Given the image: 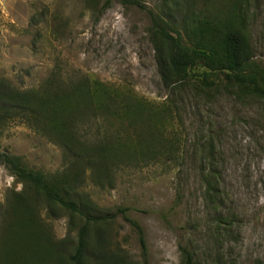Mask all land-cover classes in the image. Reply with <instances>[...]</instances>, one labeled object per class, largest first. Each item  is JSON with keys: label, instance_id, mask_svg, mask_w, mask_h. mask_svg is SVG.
Here are the masks:
<instances>
[{"label": "rangeland", "instance_id": "obj_1", "mask_svg": "<svg viewBox=\"0 0 264 264\" xmlns=\"http://www.w3.org/2000/svg\"><path fill=\"white\" fill-rule=\"evenodd\" d=\"M108 1L0 0V81L29 91L52 81L88 80L156 107L172 102L165 132L179 139L178 161L87 173L81 192L92 213L129 209V219L143 229L148 264H184L182 247L201 264L219 255L227 264H264V100L224 90L214 76L208 80L213 87L205 89L197 80L202 69L175 93L172 78L161 77L150 13L170 17L186 0H140L144 8ZM247 14L251 62L264 70V0H252ZM104 131L119 132L124 144L136 146L127 119L99 117L81 132L95 140ZM207 144L215 146L220 173L218 213L234 221L233 236L224 240L217 238L219 214L206 201L201 176L200 150ZM0 149L44 174L69 164L58 145L20 121L0 129ZM22 220L28 237L14 233ZM84 225L83 217L19 183L0 162V264H72ZM87 232L86 264H144L138 234L123 216L90 224Z\"/></svg>", "mask_w": 264, "mask_h": 264}, {"label": "trees", "instance_id": "obj_2", "mask_svg": "<svg viewBox=\"0 0 264 264\" xmlns=\"http://www.w3.org/2000/svg\"><path fill=\"white\" fill-rule=\"evenodd\" d=\"M119 1L124 5L144 8L140 0ZM202 2L200 6L199 0H186L179 5L176 14L167 18L150 13V33L161 77L172 78L170 87L175 93L185 87L186 81L189 82L190 73L202 69L197 80L203 88L213 87L208 80L214 76L217 86L224 90L264 100V70L256 68L251 62L253 51L247 13L252 0ZM181 30L187 31L183 34ZM172 108V102L166 103L163 108L156 107L127 90L88 80L69 85L52 81L40 89L29 91H19L7 81H0V129L9 121H20L58 145L69 163L61 172L44 174L29 169L20 157L0 149V162L19 183L32 187L48 201L84 218L85 225L79 232L77 247L71 256L72 264H86L89 253L87 226L114 220L119 215L137 232L144 264H148L143 229L129 219V209L119 208L110 215L98 211L93 214L95 208L86 201L81 189L87 173L101 176L122 165L135 167L141 163L178 161L181 150L179 139L177 136L169 138L165 132L166 123L170 124L172 118ZM99 117L129 120L133 131L130 140H135L136 146L124 144L119 132L104 131L95 140L84 135L82 128ZM200 151L206 201L219 214L223 200L220 173L214 159L216 149L213 144H207ZM233 224L234 221L219 214L216 218L218 240L233 236ZM20 231H25L28 237V225L23 220L14 228L15 234ZM11 240L10 237L8 243ZM181 251L184 264H201L189 248L182 247ZM213 264L227 263L219 255Z\"/></svg>", "mask_w": 264, "mask_h": 264}]
</instances>
